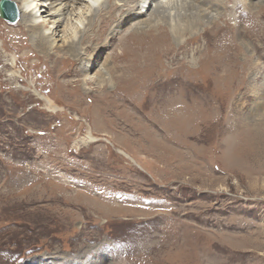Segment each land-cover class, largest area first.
I'll return each instance as SVG.
<instances>
[{
  "label": "rangeland",
  "instance_id": "rangeland-1",
  "mask_svg": "<svg viewBox=\"0 0 264 264\" xmlns=\"http://www.w3.org/2000/svg\"><path fill=\"white\" fill-rule=\"evenodd\" d=\"M233 1L234 80L220 62L200 60L205 48L220 58L211 35L206 45L202 35L189 39L198 70L188 71L180 51L163 70H144L160 84L132 98L143 119L110 90L120 107L101 112L95 95L113 84L109 75L85 84L77 64L45 60L30 41L15 40L19 20L0 18V264H264V15H250L264 13V3L249 0L250 10L246 0ZM21 53L32 56L11 67ZM58 83L71 96L56 94ZM83 88L95 102L72 94ZM150 121L158 133L170 126L171 140L145 130ZM88 132L93 141L79 142ZM148 135L161 143L146 142Z\"/></svg>",
  "mask_w": 264,
  "mask_h": 264
},
{
  "label": "bare ground",
  "instance_id": "bare-ground-1",
  "mask_svg": "<svg viewBox=\"0 0 264 264\" xmlns=\"http://www.w3.org/2000/svg\"><path fill=\"white\" fill-rule=\"evenodd\" d=\"M10 1L18 4L20 15L17 23L20 30L18 29L13 33L16 35L15 40L18 39L20 42H27L26 44L30 41L29 44L33 45L35 52L37 51L45 58V60L50 61L53 64L63 62L64 66L67 67L66 69H69V66L71 65L77 64L76 68H78H73V72L76 74L79 73L78 75L82 76V79L80 78L81 81L85 84L92 83L93 81L103 83L105 79L108 78L107 75H109L113 84L109 87H102L103 85H100L99 87H102L103 91L102 93H97L98 95H95L98 104L95 105V107L104 113H109L112 110H116V107H120L116 104L115 98L113 97H111L112 100L109 102L108 97L110 98V95L105 91L110 90V93L113 92L117 94L118 99L121 97L123 101L126 100V105L131 109V111H133V115H137L135 116L138 119L146 117L147 112L145 109L140 104H135L132 98L136 96L148 95L152 92L155 93L159 87L160 78L155 79V77H153L147 81V79L143 76L144 70L148 68H153V70L160 68L163 70L166 65V62H164L166 57L170 54L177 56L178 51L182 54V56L180 55L179 57L185 60V65H187L189 72H191L190 67H195L198 70L200 65L198 63H196L198 64L197 66L194 64L197 50L190 53L191 48L189 46V39L192 40V44L193 40L199 39V36L201 35L205 38V45L209 43L206 36H212V43L209 44L216 48L217 52L220 54V58L217 59L213 56V54H211L210 51H213L212 49L205 48L208 53L200 60H209L210 63L214 60L220 62V64L225 66L226 69L222 75L227 74L226 78H230V80H234L233 78L236 75V43L239 39V27L236 25L237 12L233 9L235 8L233 0ZM246 1L245 7H249V9L252 10L254 4H249V0ZM263 3L264 0L255 1V5L259 4L261 6ZM150 5L152 7L148 11L147 9ZM252 12L254 13H251L250 15H264V13H262V8L259 10H252ZM144 13H147L146 17L135 20L126 29L122 28L128 20L133 17L135 18L143 15ZM257 16L256 18H259V16ZM48 23H51V25L49 26ZM249 23L247 25L250 26ZM257 24L259 23L256 22V25ZM258 26L261 29L262 24ZM198 27H200V30ZM248 29L254 31L252 28ZM263 31L264 30H260V32ZM258 32L259 31H254V33ZM8 37L11 39L9 35ZM241 39L246 42L245 39ZM245 47H249V45L245 44ZM107 48L109 49V53L107 55L111 59L109 60L108 58H105L101 63V66H99L93 74L89 73L93 64L95 65L97 62L100 53ZM27 49L30 51L29 48ZM199 52L200 50L197 53L201 55V52ZM30 53H21L15 63L11 62L8 64L12 67L13 64L16 65L19 59L27 58ZM30 56L32 55L30 54ZM169 62L168 64H170ZM8 64L6 63L5 66ZM56 70L59 71L58 68ZM58 73L59 75L63 74L61 72ZM201 73H203L202 70ZM15 74V72L10 73L8 79L10 81L15 80ZM51 75L53 76V74ZM177 77L171 78L170 81L168 79L166 82L170 83ZM116 82H119L121 89H119ZM169 83L167 85H170ZM83 90L85 92L77 91L72 94L78 97L82 96L83 93H90L84 88ZM170 90H172L171 86ZM170 90L168 89V91ZM55 91L56 94H59L60 96L63 91H65L68 96H71L68 89H65L63 84L60 83L56 85ZM10 93L12 92L10 91ZM84 95H89L92 99V103L95 100V98L93 99L90 94ZM79 101H81V98ZM164 108L165 110L163 112L169 114L166 117L167 122L171 125V109L167 106ZM158 112L162 114L161 107L158 109ZM147 124V127L150 129L145 130L153 132L158 139L163 137L164 140H171L170 126L166 129V133H158L160 129L156 121H150ZM143 127L146 128L145 126ZM143 137L146 142H154L155 144L161 143L160 140L153 138L151 135ZM85 141H93V137L90 132H88V134L79 142ZM124 152L126 153V151ZM0 213H2V211H0ZM35 261L37 264H41L38 260ZM56 262L57 261L52 262V264H55ZM26 264L35 263L29 261Z\"/></svg>",
  "mask_w": 264,
  "mask_h": 264
},
{
  "label": "water",
  "instance_id": "water-1",
  "mask_svg": "<svg viewBox=\"0 0 264 264\" xmlns=\"http://www.w3.org/2000/svg\"><path fill=\"white\" fill-rule=\"evenodd\" d=\"M0 18L9 23H15L19 20V9L16 3L10 0L0 1Z\"/></svg>",
  "mask_w": 264,
  "mask_h": 264
}]
</instances>
